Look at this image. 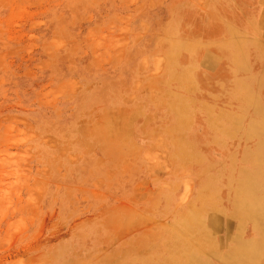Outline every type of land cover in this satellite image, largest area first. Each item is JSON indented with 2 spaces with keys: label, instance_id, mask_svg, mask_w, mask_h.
Returning <instances> with one entry per match:
<instances>
[{
  "label": "rangeland",
  "instance_id": "rangeland-1",
  "mask_svg": "<svg viewBox=\"0 0 264 264\" xmlns=\"http://www.w3.org/2000/svg\"><path fill=\"white\" fill-rule=\"evenodd\" d=\"M0 264H264V0H0Z\"/></svg>",
  "mask_w": 264,
  "mask_h": 264
},
{
  "label": "bare ground",
  "instance_id": "bare-ground-1",
  "mask_svg": "<svg viewBox=\"0 0 264 264\" xmlns=\"http://www.w3.org/2000/svg\"><path fill=\"white\" fill-rule=\"evenodd\" d=\"M158 13V12H157ZM158 15V14H157ZM161 15V14H160ZM213 223L216 225L217 223V216L214 218L213 220ZM226 230V229H225ZM242 243V242H241ZM244 245V248H242L243 252H251L250 250V246H251V243L247 242L246 244L245 243H242ZM255 252H258V251H255Z\"/></svg>",
  "mask_w": 264,
  "mask_h": 264
}]
</instances>
